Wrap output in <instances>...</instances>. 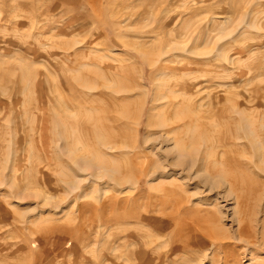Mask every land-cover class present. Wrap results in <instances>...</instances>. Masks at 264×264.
<instances>
[{
	"label": "rangeland",
	"instance_id": "obj_1",
	"mask_svg": "<svg viewBox=\"0 0 264 264\" xmlns=\"http://www.w3.org/2000/svg\"><path fill=\"white\" fill-rule=\"evenodd\" d=\"M0 264H264V0H0Z\"/></svg>",
	"mask_w": 264,
	"mask_h": 264
},
{
	"label": "bare ground",
	"instance_id": "obj_2",
	"mask_svg": "<svg viewBox=\"0 0 264 264\" xmlns=\"http://www.w3.org/2000/svg\"><path fill=\"white\" fill-rule=\"evenodd\" d=\"M159 81V80H158ZM160 83V82H159ZM157 85L156 90L159 91V97L161 98V106H162V112H161V117L159 123L161 124V127L163 130H167L168 132L171 131L172 128H175L176 126L179 125H188L189 123L186 122L184 120V118L182 116H180L179 114H176L175 112L171 115V117H167L166 114L171 113L172 108L174 107L175 104V99H174V94L172 92V89L170 88L169 84L167 83V81H163L162 83H160ZM154 90V89H153ZM160 106V107H161ZM158 115V114H157ZM160 116V115H159ZM159 119V118H158ZM172 127V128H171ZM166 132V131H165ZM172 133V132H171ZM169 135V134H168ZM174 142H175V146L176 148L183 152L184 151V147H180V143L178 141V139L176 138V133L175 135H173ZM113 147V146H112ZM109 149V147H108ZM111 150V149H110ZM112 151V150H111ZM123 152V151H122ZM125 153V152H124ZM123 157V156H122ZM130 158V157H129ZM132 158V157H131ZM133 161V160H132ZM129 159H126L121 167H126L129 163ZM131 164V163H130ZM116 172V171H115ZM106 173V172H104ZM114 173V171H113Z\"/></svg>",
	"mask_w": 264,
	"mask_h": 264
}]
</instances>
